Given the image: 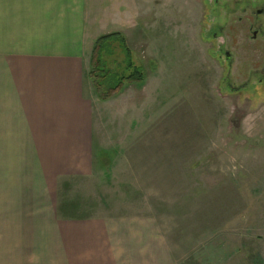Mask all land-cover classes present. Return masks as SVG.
<instances>
[{
    "label": "rangeland",
    "instance_id": "rangeland-1",
    "mask_svg": "<svg viewBox=\"0 0 264 264\" xmlns=\"http://www.w3.org/2000/svg\"><path fill=\"white\" fill-rule=\"evenodd\" d=\"M234 1L85 0L89 67L95 41L119 33L144 75L97 97L103 173L90 193L100 205L85 215L139 223L140 236L157 243L149 241L145 264H264V81L241 88L264 66V41L249 40L251 25L264 31V16L240 23ZM119 45L104 59L113 72L124 69ZM17 209L0 215V235H17L14 221L28 235L35 215Z\"/></svg>",
    "mask_w": 264,
    "mask_h": 264
},
{
    "label": "crops",
    "instance_id": "crops-1",
    "mask_svg": "<svg viewBox=\"0 0 264 264\" xmlns=\"http://www.w3.org/2000/svg\"><path fill=\"white\" fill-rule=\"evenodd\" d=\"M91 44L85 0H0V215H35L28 235L19 221L0 235V264L146 262L139 223L85 215L100 205L90 190L104 145Z\"/></svg>",
    "mask_w": 264,
    "mask_h": 264
},
{
    "label": "trees",
    "instance_id": "trees-1",
    "mask_svg": "<svg viewBox=\"0 0 264 264\" xmlns=\"http://www.w3.org/2000/svg\"><path fill=\"white\" fill-rule=\"evenodd\" d=\"M115 40L119 41L121 53L124 55V60L122 62L124 64L123 70H132V73L128 76L123 75V70L121 71L118 69L113 72L106 67V61L104 59L112 54ZM93 52L89 78L92 81L96 95L100 101L108 100L111 96L117 93L122 85L143 83L144 75L140 69L132 65L130 61L131 53L126 47L125 40L121 34L113 33L100 37L94 43ZM113 77H115L114 81L112 80ZM103 84L108 85L105 90L102 89Z\"/></svg>",
    "mask_w": 264,
    "mask_h": 264
},
{
    "label": "flooded vegetation",
    "instance_id": "flooded-vegetation-1",
    "mask_svg": "<svg viewBox=\"0 0 264 264\" xmlns=\"http://www.w3.org/2000/svg\"><path fill=\"white\" fill-rule=\"evenodd\" d=\"M264 1V0H263ZM234 7H233V10L232 12L233 13H237V12H241V16H239L237 18V20L242 23V21H247L248 19L247 18H244V14H251V16L253 17V21L255 22V20H257L260 16H264V2L262 3H259V4H256L255 7L251 8V5H250V1L249 0H235L234 1ZM228 6H229V2L226 1L224 2L223 4V8L226 10V14H225V17L227 20V17L229 15V12H228ZM226 29V27H221L220 28V33H223V31ZM252 30V31H251ZM252 33H251V36L249 38L250 42H255L256 40H261V41H264V31L261 29V26L260 25H251L250 26V30ZM225 42V41H224ZM224 42H222V45H221V49L220 50V53L224 56V59L226 60L227 63H230L231 60H232V57L231 55L229 54V50L228 49H223V44ZM251 77H255V80L257 83H262L264 81V66H262V68L258 71L255 70V73L253 72L252 74H250L248 76V79L243 82V84L241 85V88H247L249 86V79H251ZM226 83V87L230 90L234 89V87H232L230 81L228 80V78L226 79L225 81ZM237 89V88H236Z\"/></svg>",
    "mask_w": 264,
    "mask_h": 264
}]
</instances>
